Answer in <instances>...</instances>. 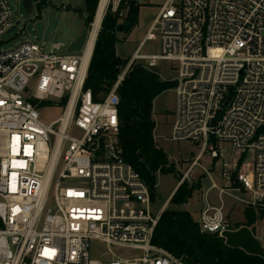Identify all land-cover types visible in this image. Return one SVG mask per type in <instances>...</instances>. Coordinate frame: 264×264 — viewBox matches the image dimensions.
<instances>
[{"label":"built area","instance_id":"obj_1","mask_svg":"<svg viewBox=\"0 0 264 264\" xmlns=\"http://www.w3.org/2000/svg\"><path fill=\"white\" fill-rule=\"evenodd\" d=\"M102 1L80 51L63 52L59 42L46 49L49 39L0 50V264H187L152 242L166 205L153 212L150 187L119 140L118 89L140 61H166L177 70L169 140L194 141L200 150L175 190L194 183L197 166L211 179L200 231L222 236L238 229L227 199L264 221V0H166L111 90L96 101L85 88L93 51L87 61L85 55ZM129 6L130 0L105 1L93 50L106 14L123 23ZM16 22L9 0H0V36ZM158 37L159 54L141 52ZM43 101L63 106L50 124L41 120ZM205 157L209 168L201 164ZM93 240L105 244L109 261L92 258Z\"/></svg>","mask_w":264,"mask_h":264},{"label":"trees","instance_id":"obj_2","mask_svg":"<svg viewBox=\"0 0 264 264\" xmlns=\"http://www.w3.org/2000/svg\"><path fill=\"white\" fill-rule=\"evenodd\" d=\"M45 2V0H38ZM89 12L87 26L97 12L99 0H86ZM140 4L130 0L123 23L125 32H131L138 23ZM119 17L109 11L102 22L89 63L85 88H90L94 100H102L113 87L128 61L117 55V27ZM175 81L163 80L148 69L143 62H135L120 85L119 140L125 159L140 173L151 190L152 200L157 186V172L180 174L169 155L154 137L156 120L154 101L165 90L175 87ZM64 98L61 104H65ZM52 104L50 101H43ZM180 178V176H179ZM199 183L184 182L169 200L172 208H166L160 216L152 242L187 264H264V258L247 253L242 248L227 245L226 239L217 233H202L191 213L180 206L194 195ZM243 222H235V228L252 227L262 213L253 208L245 209Z\"/></svg>","mask_w":264,"mask_h":264},{"label":"rangeland","instance_id":"obj_3","mask_svg":"<svg viewBox=\"0 0 264 264\" xmlns=\"http://www.w3.org/2000/svg\"><path fill=\"white\" fill-rule=\"evenodd\" d=\"M136 1L140 4L137 25L129 33L125 32V30L117 32V55L128 62L166 0ZM9 2L13 9L16 21L20 20L21 22L14 30L0 36V50L8 49L21 40H32L37 44L42 45L44 39L37 36L34 24L36 20H41L46 26L51 21H54L49 41L46 43L45 47L46 49H50L53 43H63L64 46L61 50L63 52L68 50L71 43H73L82 33L83 29L87 27L89 12L86 0H45V2L34 0L32 14H27L23 5V0H9ZM96 14L92 22L95 21ZM141 52L144 54H159L161 52L160 38L158 37L154 40H148L144 46H142ZM127 63L121 72L125 69ZM143 63L148 69L158 74L163 80L174 81L177 76V70L174 68V65L169 62L161 61L158 65L153 67L148 66V61H143ZM36 83L37 77H34L29 84V94H32L35 91ZM174 88L175 87L165 90L154 101V118L156 120L154 137L158 144L169 155L171 163L175 164L180 174H177L176 172H157V186L155 197L152 200V210L154 213H158L165 203L166 208L173 207L172 204H169V201H166L178 184L179 176L187 170L194 156L200 150L199 145L194 141L169 140L177 106V95ZM62 112L63 106L59 104L56 105L47 102L41 103L40 116L41 120L46 124H50L58 119ZM233 155L236 160L241 156L239 152H235ZM201 164L207 168L211 166L208 157H205L201 161ZM212 176L218 184H221V179L217 172H213ZM190 179L196 184L199 183V186L188 202L181 205L180 208L189 211L197 221L200 217V211L203 206L204 192L211 186L212 181L201 166H197L193 170ZM216 196L217 190L214 189L210 193L211 201L214 203L217 202ZM226 212L227 214L229 213L228 217L233 222H243L246 218L245 208L240 204H235L231 199H227ZM232 224L235 225L236 223ZM250 228L261 240L264 246V221L259 220ZM105 250L106 246L101 241L93 240L91 242L92 258L109 261L111 256L109 254H103ZM114 250L118 254H139V251H131L117 247H114Z\"/></svg>","mask_w":264,"mask_h":264},{"label":"water","instance_id":"obj_4","mask_svg":"<svg viewBox=\"0 0 264 264\" xmlns=\"http://www.w3.org/2000/svg\"><path fill=\"white\" fill-rule=\"evenodd\" d=\"M34 0H23V5L27 14H32L34 5ZM20 20L16 22V25L11 29L14 30L19 24ZM35 30L38 37H42L46 41L50 38V33L54 25V21H51L47 26L41 20H36L34 22ZM125 23H119L117 27V32H121L125 29ZM88 35V26L85 27L82 33L77 37V39L71 43L68 47V51H80L82 46L86 42ZM222 236L226 239L227 245L236 248H242L247 253L262 256L264 258V246L261 240L253 233L249 226H241L237 230L225 231Z\"/></svg>","mask_w":264,"mask_h":264},{"label":"bare ground","instance_id":"obj_5","mask_svg":"<svg viewBox=\"0 0 264 264\" xmlns=\"http://www.w3.org/2000/svg\"><path fill=\"white\" fill-rule=\"evenodd\" d=\"M106 0H103L102 3H101V7H100V11H99V15L97 17V21H96V24L94 26V29H93V33H92V36H91V39L90 41L88 42V45L86 47V55H85V60L87 61L91 54H92V51H93V45H94V38H95V35L98 31V27H99V23H100V19H101V14H102V10H103V7H104V3H105Z\"/></svg>","mask_w":264,"mask_h":264},{"label":"crops","instance_id":"obj_6","mask_svg":"<svg viewBox=\"0 0 264 264\" xmlns=\"http://www.w3.org/2000/svg\"><path fill=\"white\" fill-rule=\"evenodd\" d=\"M145 35H146V34H145ZM144 37H145V36H144ZM143 39H144V38H143ZM143 39H142V40H143ZM142 40H141V41H142ZM141 41H140V42H141ZM140 42H139V44H140ZM138 46H139V45H138ZM175 188H176V187H175ZM174 191H175V189L173 190V192L171 193V195L169 196V198H168V200H167L166 202H168V201L170 200V198H171V196L173 195ZM164 205H166V203H165ZM162 207H163V206H162Z\"/></svg>","mask_w":264,"mask_h":264}]
</instances>
